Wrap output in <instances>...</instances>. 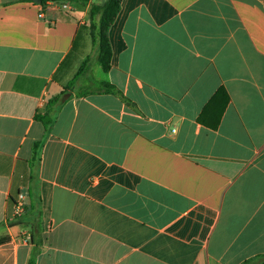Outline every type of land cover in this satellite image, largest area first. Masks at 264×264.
Listing matches in <instances>:
<instances>
[{
	"label": "crops",
	"instance_id": "0c3cea01",
	"mask_svg": "<svg viewBox=\"0 0 264 264\" xmlns=\"http://www.w3.org/2000/svg\"><path fill=\"white\" fill-rule=\"evenodd\" d=\"M60 1L0 0V264H263L264 0H121L108 72Z\"/></svg>",
	"mask_w": 264,
	"mask_h": 264
},
{
	"label": "trees",
	"instance_id": "16d2710c",
	"mask_svg": "<svg viewBox=\"0 0 264 264\" xmlns=\"http://www.w3.org/2000/svg\"><path fill=\"white\" fill-rule=\"evenodd\" d=\"M49 0H40V3L43 4ZM52 1V0H51ZM55 1V0H53ZM70 1H79L85 4L87 0H70ZM121 0H105L102 5H93L89 9V35L92 41L93 48L95 49V58L97 64L100 66L103 72H108L110 70V60H111V49L108 41V30L119 11ZM89 63V58L84 59L82 64L80 65L77 73L75 74L72 81L68 84L70 88L76 80L80 78L81 75L84 74L87 69V65ZM99 89L98 92L104 94H115L116 90L114 86L100 82L98 83ZM222 91H220L221 93ZM67 94V87L64 91L54 96L48 103L47 110L42 117H38L44 125L45 135L50 131V127L54 121V117L51 114L52 108L60 102L63 97ZM225 101H227L226 95L223 93ZM43 141H37L32 145V155L30 159V164H34L38 162V152L40 147L42 146ZM38 215H40L39 210L37 211ZM28 264H34V257H32ZM264 264V262H263Z\"/></svg>",
	"mask_w": 264,
	"mask_h": 264
},
{
	"label": "built area",
	"instance_id": "2783aa9c",
	"mask_svg": "<svg viewBox=\"0 0 264 264\" xmlns=\"http://www.w3.org/2000/svg\"><path fill=\"white\" fill-rule=\"evenodd\" d=\"M59 4H60L59 7L61 9H68L67 1H60ZM25 200H26L25 195L22 193H18L17 198L14 203V215L15 216H20L23 214L25 210V203H26Z\"/></svg>",
	"mask_w": 264,
	"mask_h": 264
},
{
	"label": "rangeland",
	"instance_id": "374dc122",
	"mask_svg": "<svg viewBox=\"0 0 264 264\" xmlns=\"http://www.w3.org/2000/svg\"><path fill=\"white\" fill-rule=\"evenodd\" d=\"M94 53H96V52H95V49H94ZM94 53H93V54H94Z\"/></svg>",
	"mask_w": 264,
	"mask_h": 264
},
{
	"label": "water",
	"instance_id": "95a60500",
	"mask_svg": "<svg viewBox=\"0 0 264 264\" xmlns=\"http://www.w3.org/2000/svg\"><path fill=\"white\" fill-rule=\"evenodd\" d=\"M62 1H68V0H62Z\"/></svg>",
	"mask_w": 264,
	"mask_h": 264
}]
</instances>
